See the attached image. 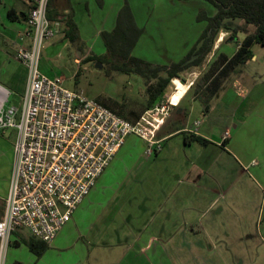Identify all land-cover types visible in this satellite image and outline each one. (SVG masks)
Wrapping results in <instances>:
<instances>
[{"label":"crops","instance_id":"1","mask_svg":"<svg viewBox=\"0 0 264 264\" xmlns=\"http://www.w3.org/2000/svg\"><path fill=\"white\" fill-rule=\"evenodd\" d=\"M105 3L106 0H50L47 12L51 20L59 22V31L43 47L40 59L43 72L51 71L50 67L42 66L47 64L44 59L47 53L60 54L69 45L80 51L83 60L86 56L96 55L92 45L94 37L90 40L89 36L109 30L105 24L112 19L113 5L107 15L103 14L98 20L94 19V7L102 8ZM31 4L32 0H0V82L10 90V95L17 90L23 91L26 84L27 68L16 58L15 49L19 42L17 34L27 24ZM122 4L119 1L114 6V23ZM223 31H219L202 62L172 77L173 91L169 94L165 87L154 101L164 100L166 94L172 102L170 113L157 130L162 146L156 151L159 152L158 162L152 170V176L160 185L157 190H160L162 201L145 207L143 214L135 215L136 204L122 203L125 195L132 191L130 187L122 188L129 172L123 171L116 180L117 188L112 187L117 170L111 168L115 167L113 163L120 155L124 140L89 193L73 210L69 221L52 242L46 244L42 254L36 256L28 248L26 243L33 237L29 230L18 228L10 236L4 264H174L175 257L184 264H192L186 252L177 255L175 242L178 236L198 241L200 235L206 242L219 245L214 251H203L207 256L205 260L199 259V264H264V80L257 83L254 73L241 71V66L257 59L253 49L252 55L243 62L233 57L238 41L246 33L232 47L227 45V49L222 50L230 38L225 41ZM182 47L178 49L179 53L178 50L175 52L177 55L171 52L172 58L151 62L168 64L177 61L189 50L188 45ZM49 57L52 60V55ZM239 69L244 73L242 79L241 75H234ZM195 72L199 73V78ZM196 77L199 82L196 90L190 93ZM18 79H21L20 84H17ZM154 81L152 78L145 84L150 97ZM237 108L240 109L239 116L233 118ZM222 112H226L225 115ZM205 124L211 127L205 129ZM214 125L221 128L216 135ZM6 132L0 129V218L13 169L16 139V129L13 139ZM183 133L200 134L207 141H185ZM209 145L211 152H205ZM193 147L201 152L197 163L188 153ZM180 152H183V158ZM142 156L148 157L145 153ZM211 156L214 163L212 159H206ZM173 159L179 160L181 166L182 161L184 163V170L178 177L184 186L180 188L182 197L176 200L177 203L171 197L178 193L168 185ZM213 168L214 172L211 171ZM206 178L211 180L210 184ZM211 185L223 202L214 215L202 218ZM195 189L202 193L194 194ZM122 190L124 192L119 193Z\"/></svg>","mask_w":264,"mask_h":264},{"label":"built area","instance_id":"2","mask_svg":"<svg viewBox=\"0 0 264 264\" xmlns=\"http://www.w3.org/2000/svg\"><path fill=\"white\" fill-rule=\"evenodd\" d=\"M48 2L32 0L27 24L17 34L15 56L27 68L19 107L0 82V129H16L14 164L0 218V264L18 228L28 229L45 244L52 242L128 134L147 141L145 154L159 150L156 133L172 103L171 98L156 102L132 122L64 86L60 75L43 72V47L59 31V22L47 16Z\"/></svg>","mask_w":264,"mask_h":264},{"label":"rangeland","instance_id":"3","mask_svg":"<svg viewBox=\"0 0 264 264\" xmlns=\"http://www.w3.org/2000/svg\"><path fill=\"white\" fill-rule=\"evenodd\" d=\"M119 1L122 3H128L133 13L135 22L142 28L141 36L137 39V43L134 45L132 53L136 56H142L144 59L149 61L161 60L164 57L172 58L171 52H174L172 55H177L175 52H177L179 48L182 49V46L184 45H188L190 48L206 24V19L199 18L200 12L205 11L207 15H212L215 12L214 5L208 0H106L104 7H94V19L98 20V18L103 14L107 15L110 5H113L112 19H114V6ZM112 19L110 18L106 21V29L112 28L114 23V20ZM230 20L229 25L231 28L236 25L239 28L238 31H236L238 40L241 39L245 33L252 32L254 29L252 24H247L240 18H230ZM96 26H98V23ZM220 30L223 31L225 28H221ZM228 30L229 31L227 33L223 31L225 34L223 37L225 41L229 38V35L232 34V30ZM92 37H94V41L92 43L93 53H96L97 55H107V59L112 61L111 55L107 54L104 47L101 34H99V32H94L91 36H89L90 40H92ZM235 42L234 37L231 36L228 41L223 44L221 49L226 50L227 45L232 47ZM251 48L256 53L257 59L255 61H251V63L245 67L241 66L242 70L239 69V71H235L234 75H241L242 77H240V79H242L244 77V73H241L240 70L242 72H251L254 73L256 82L261 83L264 80V46L255 42ZM78 52L80 53V51L72 49L71 45L64 47L60 54L48 52L44 57L47 64L44 63L42 66L51 68V71H48L47 69L45 70L48 75H60L64 86L73 90L82 91L86 96L95 98L126 119L132 122L136 121L147 107V102L150 98V96H148L150 90L146 91L145 84L149 83V80L152 79L146 81V79L138 73L124 72L114 69L111 67L109 61L97 60L96 58L83 60V57H81ZM51 55L52 60H50L49 57ZM195 74L198 77L199 73L195 72ZM197 77L195 85H193L190 93L196 90L199 82V77ZM20 81L21 79H18L17 84H20ZM226 85H228V83H225V86ZM258 86L260 88L261 84ZM173 87L174 85L170 80L169 84L166 86V92L170 94L171 91H173ZM256 89H258V87H256ZM23 92L24 89L23 91L17 90L14 93H11L9 97L10 102L19 107ZM167 97L168 95L166 96V94L163 96L164 101ZM239 111V108L235 109L232 115L234 116L233 118H237L239 116ZM225 113L223 114L225 115ZM166 116H168V114ZM208 127L211 126L207 124L203 126L205 129ZM5 130L11 139L15 137L14 128H7ZM220 130L221 128L219 125L213 126V132L215 135L220 132ZM225 132L228 133L227 131ZM195 144L196 143H194V146ZM146 145L147 141L140 136L134 133L128 134L125 137L124 145L119 153L120 155L113 163V166L115 167L111 168L113 170H117V175L114 176L111 182L113 188H117L116 180H118V178L123 174L122 172H129L122 188L130 187V189L132 188V191L125 195L127 197L122 203H126L128 206L136 204L137 206L133 210V214L135 213V215L143 214L146 211L145 207L150 208L158 205L159 202L162 201L160 190H157L160 185L154 176H152V170L158 162L159 152H152V154L148 155V157L142 156V154L145 153L144 150ZM205 150V152H211V145L205 147ZM188 153L190 157L194 159V162H198L200 160L201 152L194 147L189 149ZM180 154L183 158V152H180ZM206 159H212V163H214L213 156L210 158L206 157ZM132 160H134L133 163ZM183 167V161L181 166V164H179V160H172L168 185H170L171 189H175L174 191L178 193L177 196L172 195L171 197L174 203H177L176 200L178 201V199L180 200L182 197L180 188L183 187L184 184H181V181H178V177L184 170ZM211 171L214 172V168L211 169ZM212 176H214V174H212ZM205 181L208 184L211 183L209 178H206ZM247 184H249L248 179ZM214 189V185H211L210 191L207 194L208 198L203 207L205 212L201 215L202 218L214 215L218 207L223 202L219 193L214 191ZM123 192L124 191L122 190L119 193ZM200 192L202 193L200 189L193 190L194 194H199ZM140 207L142 209H140ZM196 230H200V228ZM199 237L200 239L197 241L195 239L189 240L182 236H178L175 242L174 251L177 255L186 252V254L190 256L192 264H199V259L205 260L207 256L203 253V251H214L219 245L218 243L206 242L201 235ZM199 244H202V247ZM221 247L224 248V244H221ZM174 260L176 262L174 264H184L183 260L178 259L177 257H175ZM194 260L197 262H194Z\"/></svg>","mask_w":264,"mask_h":264},{"label":"trees","instance_id":"4","mask_svg":"<svg viewBox=\"0 0 264 264\" xmlns=\"http://www.w3.org/2000/svg\"><path fill=\"white\" fill-rule=\"evenodd\" d=\"M208 1L214 5L215 12L212 15H207L205 11L200 12L199 18L206 19V24L193 45L177 61L168 64L152 63L132 53L133 47L142 33V28L135 22L133 13L127 2H124L118 10L114 26L109 30H102L100 32L104 47L107 54L111 55L112 61L107 59V55L104 56L100 54L86 56L84 60L96 58L97 60L109 61L111 67L114 69L138 73L143 76L146 81L154 78L153 95L147 103V107H150L172 77L175 78L174 76H177L180 71L202 62L205 55L211 50L221 28H225V30L231 29L232 34H230L229 37L233 36L235 41H238L236 31H238L239 28L237 25L232 28L230 27V18L237 17L242 19L243 22L254 26L252 32L246 33L244 37L238 41V47L233 54L236 61L243 62L252 55L251 46L253 43L257 42L264 46V0ZM49 3L50 0L48 2V7ZM47 16L51 20L48 12ZM183 138L185 141L197 140L201 143L207 141L206 138L200 134L194 133H183ZM26 244L36 256H40L46 248L44 242L34 237H31Z\"/></svg>","mask_w":264,"mask_h":264}]
</instances>
